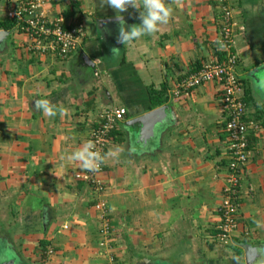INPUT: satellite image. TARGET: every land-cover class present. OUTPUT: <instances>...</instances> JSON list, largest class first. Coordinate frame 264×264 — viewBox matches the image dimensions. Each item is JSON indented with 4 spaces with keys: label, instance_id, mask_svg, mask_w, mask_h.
Returning a JSON list of instances; mask_svg holds the SVG:
<instances>
[{
    "label": "crops",
    "instance_id": "1",
    "mask_svg": "<svg viewBox=\"0 0 264 264\" xmlns=\"http://www.w3.org/2000/svg\"><path fill=\"white\" fill-rule=\"evenodd\" d=\"M19 1L0 0V30L8 33L0 42V258L42 264L51 246L52 264H108L111 255L120 264H264V226H256L264 225V0H228L247 116L260 125L249 136L239 227L229 244L217 239L231 162L222 86L172 96L185 75L220 59L218 0H166L168 23L126 44L117 20L103 22L117 12L102 0H48V15L86 28L66 58L29 49L8 17ZM142 10L129 7L126 26L138 25ZM36 99L57 115L36 110ZM114 108L127 114L106 150L99 196L78 179L88 170L70 157ZM117 148L118 156L107 155ZM100 197L114 229L109 248L100 245Z\"/></svg>",
    "mask_w": 264,
    "mask_h": 264
},
{
    "label": "built area",
    "instance_id": "2",
    "mask_svg": "<svg viewBox=\"0 0 264 264\" xmlns=\"http://www.w3.org/2000/svg\"><path fill=\"white\" fill-rule=\"evenodd\" d=\"M48 0H20L17 7L8 13L17 28L29 37V49L40 55H55L66 58L78 50L86 37L83 23L74 24L62 13L48 15L45 5ZM221 11V31L218 51L223 59H214L201 66L195 72L189 73L176 85L172 96L181 99L189 95L197 87L217 82L223 89V107L228 113L226 132L231 162L228 168L223 189V201L219 214L217 239L221 243L232 242L239 227V209L241 200V173L250 160V134L260 130V125L247 116V103L242 96V84L238 75L240 59L235 51V36L233 35L234 9L228 0H218ZM125 108L106 109L100 116L97 125L92 129L91 140L104 161L99 170L77 174L78 179L87 181L96 194L100 196L106 189L99 174L105 168L106 150L112 133L118 124L126 117ZM101 215L99 232L100 245L109 248L114 235L109 207L104 197H100L96 205ZM55 253L53 247H48L46 260L42 264H52L50 261ZM108 264H120L111 255Z\"/></svg>",
    "mask_w": 264,
    "mask_h": 264
},
{
    "label": "clouds",
    "instance_id": "3",
    "mask_svg": "<svg viewBox=\"0 0 264 264\" xmlns=\"http://www.w3.org/2000/svg\"><path fill=\"white\" fill-rule=\"evenodd\" d=\"M102 3L116 10L117 21L120 25L118 40L123 44L137 40L142 36L156 33L159 31L160 25L168 23L171 15V9L167 7L166 0H102ZM129 7L137 10L143 9L140 12L141 22L138 25L126 26L122 14ZM118 50L114 48L113 53L118 54ZM34 107L48 117H55L57 115L51 103L46 99H36ZM61 114H64L63 110H61ZM94 147L95 145L92 142H88L80 150L74 152L70 159L80 162L84 170L95 172L99 170L100 164L104 161V157L98 151H94ZM119 151L120 149L117 148L107 153V155L116 157ZM256 226L260 228L264 225L260 221H257ZM8 251H11L10 248ZM14 259L15 256L13 254ZM9 261L11 260L0 258V264H8Z\"/></svg>",
    "mask_w": 264,
    "mask_h": 264
},
{
    "label": "water",
    "instance_id": "4",
    "mask_svg": "<svg viewBox=\"0 0 264 264\" xmlns=\"http://www.w3.org/2000/svg\"><path fill=\"white\" fill-rule=\"evenodd\" d=\"M117 19H108V20H103L104 23H109L111 21H116ZM8 33L6 31H2L0 30V42L2 41V39L7 35ZM85 58H88V56ZM144 118L140 119L141 122H144ZM8 264H14V262L9 261Z\"/></svg>",
    "mask_w": 264,
    "mask_h": 264
},
{
    "label": "trees",
    "instance_id": "5",
    "mask_svg": "<svg viewBox=\"0 0 264 264\" xmlns=\"http://www.w3.org/2000/svg\"><path fill=\"white\" fill-rule=\"evenodd\" d=\"M13 24L14 23L8 22V23H2L1 26L4 27L5 29H9L12 27ZM218 53H219L220 59H223V57H224L223 53L221 51H218ZM48 247H50V246H48Z\"/></svg>",
    "mask_w": 264,
    "mask_h": 264
}]
</instances>
